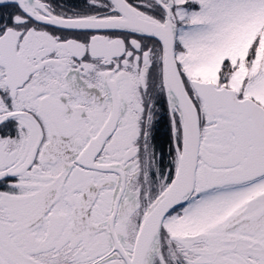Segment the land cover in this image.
I'll use <instances>...</instances> for the list:
<instances>
[{"label":"snow or ice","instance_id":"snow-or-ice-1","mask_svg":"<svg viewBox=\"0 0 264 264\" xmlns=\"http://www.w3.org/2000/svg\"><path fill=\"white\" fill-rule=\"evenodd\" d=\"M0 264H264V0H0Z\"/></svg>","mask_w":264,"mask_h":264}]
</instances>
